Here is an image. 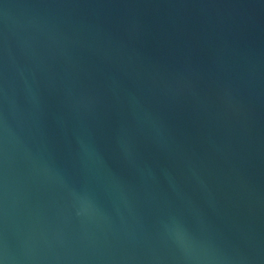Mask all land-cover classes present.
Instances as JSON below:
<instances>
[{"label":"water","instance_id":"95a60500","mask_svg":"<svg viewBox=\"0 0 264 264\" xmlns=\"http://www.w3.org/2000/svg\"><path fill=\"white\" fill-rule=\"evenodd\" d=\"M0 264H264V0H0Z\"/></svg>","mask_w":264,"mask_h":264}]
</instances>
